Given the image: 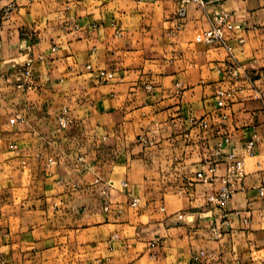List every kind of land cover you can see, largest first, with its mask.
Listing matches in <instances>:
<instances>
[{
    "label": "crops",
    "instance_id": "obj_1",
    "mask_svg": "<svg viewBox=\"0 0 264 264\" xmlns=\"http://www.w3.org/2000/svg\"><path fill=\"white\" fill-rule=\"evenodd\" d=\"M205 1L0 0V264H264V0ZM221 12L227 47L197 43ZM231 60L227 82L215 67ZM219 90L233 91L223 108ZM229 153L246 177L222 210L206 198Z\"/></svg>",
    "mask_w": 264,
    "mask_h": 264
},
{
    "label": "built area",
    "instance_id": "obj_2",
    "mask_svg": "<svg viewBox=\"0 0 264 264\" xmlns=\"http://www.w3.org/2000/svg\"><path fill=\"white\" fill-rule=\"evenodd\" d=\"M190 2L197 3L200 7L205 8L207 6V2L205 0H189ZM179 17L185 16V9L183 7L180 8ZM235 28L232 24L229 14L225 12L221 13H214L212 14L210 18V27L204 31L200 36L197 37L196 41L199 44H203L206 46H214V45H220L227 47V42L229 35H231L234 32ZM57 48H53L52 52H56ZM230 51V50H229ZM33 69H34V60L30 56L29 59L25 62L24 66L17 72V75L19 77L18 80V88L22 90H32L34 89L33 85ZM215 70L217 73L223 77L224 81H234L237 80L240 76V70L234 60L231 61H225L221 64H217L215 67ZM98 78L102 82H109L115 78L114 74L111 72H107L104 70L98 71ZM182 84L177 83L176 84V95H180L182 92ZM233 96V91H227V90H219L217 92L218 97V107L223 108L226 106V101L230 99ZM253 98L255 100H258L263 103L264 105V90H256L253 94ZM223 119H226V116H223ZM195 127L201 128V129H207L208 124L205 121V119L198 120L193 119L192 120ZM58 125L61 129L66 130L68 129L72 123L73 120L70 116L69 108L64 107L62 108L60 114L57 118ZM229 143V138H224L223 142L218 144V151H222L225 144ZM256 137L251 139L247 142L245 150L246 153L249 156H252L254 154V149L256 146ZM82 160V159H81ZM225 165H226V174L222 178V185L221 187L210 194L206 198V203L215 207H218L222 210H225L229 203L231 202L235 192L237 191L238 184L243 181V179L246 177V164L245 159L243 156H239L235 153H229L226 155L225 158ZM217 166L210 165L207 167V170L201 173L197 174V179L203 183V184H213L215 179L217 178ZM122 186L127 189L128 184L127 182H123ZM258 195L260 197H264V180L262 185L257 189ZM140 205V199L134 198L132 202L130 203V206L133 208H137ZM104 210L106 212L111 211V206L106 205L104 206ZM117 213L123 214V209L119 208ZM213 234L216 236L218 233L214 230ZM206 257L205 252H200L199 255L195 256L193 258V261L195 263H200L203 258ZM235 264H240L239 262H236Z\"/></svg>",
    "mask_w": 264,
    "mask_h": 264
}]
</instances>
